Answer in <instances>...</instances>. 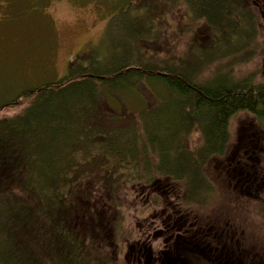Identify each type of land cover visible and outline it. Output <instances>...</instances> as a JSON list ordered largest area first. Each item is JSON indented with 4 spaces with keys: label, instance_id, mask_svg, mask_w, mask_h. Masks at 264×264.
Listing matches in <instances>:
<instances>
[{
    "label": "trees",
    "instance_id": "obj_1",
    "mask_svg": "<svg viewBox=\"0 0 264 264\" xmlns=\"http://www.w3.org/2000/svg\"><path fill=\"white\" fill-rule=\"evenodd\" d=\"M233 1L199 0L197 5L195 0L192 4L191 0H168L169 6H178L184 13L202 16L200 18L208 21L228 4L229 12L240 9L239 21L227 16L223 27L214 28V31L203 22L185 23L187 27L170 32L175 42H170L165 30L156 29L161 34L158 38L147 28L142 29L137 21L135 29H141L145 35L142 46L132 50L138 57L129 56L128 61L101 72L95 71L91 64L74 68L72 62L57 82L40 89L24 90L13 102L0 107V115L12 107L23 109L14 117L0 119V247L3 250L0 264H93L91 258L95 257L96 262L101 259V245L91 239L93 228L97 227V217L94 221L90 216L88 209L94 211L91 201L84 198V191L80 193V186L96 173L102 179L112 174L113 178L124 177L126 185L128 182L137 183L130 178H144L145 186L156 177L179 183L185 181L187 175L190 181L186 179V187L189 188L191 182L195 184V190H186L181 201L183 207L198 204L188 201L186 196L206 195L209 184L204 174L208 175V166L216 159L227 161L225 148L229 140L230 119L238 113H251L260 119L264 117V84L255 83L254 75L234 82L228 78L229 74H219L221 66L215 67L210 80H201L196 75L201 61H209L207 64L212 65L219 61L217 57H221L226 62L248 48L251 37L257 35L241 1ZM144 7L145 0L135 10L142 11ZM154 15L155 12H149L151 19ZM208 28L216 39L202 45L192 56L189 54L193 51L186 41V49L174 56L170 48L173 44L180 45L183 37L189 38V35L192 38L202 32L208 33ZM243 33H249L250 37H244ZM157 42L158 45H150ZM233 45H237L236 48L232 49ZM144 60L151 62L144 64ZM235 63L237 61L230 63L229 73ZM68 84H76L69 94L70 99L87 90V98L93 96L91 100L103 105L102 123H96L100 115L94 112V102H82L80 109L71 107L63 111V95ZM153 84L165 89V96L159 99L160 110L155 102L145 104L143 118L139 114L126 113L122 106L118 114L109 108L108 102H117L115 98L124 92L139 96L144 91L150 99L155 98L149 93L154 92ZM59 91L61 94L57 93ZM25 102L27 104L23 107ZM74 112L87 116L77 117L71 124ZM107 121L123 124V133L122 130L109 129ZM95 123L96 130L93 128ZM61 126H69L73 131H62ZM192 133L200 135L198 146L193 142L190 144L189 135ZM44 135L53 138L48 142ZM136 135H139L137 140ZM32 136L38 141L37 148L42 153H29ZM142 139L144 142L140 144ZM145 149L150 150V154ZM99 161L106 165L110 163L109 168ZM107 185L113 187L108 181L104 183ZM109 186L105 188L111 189ZM98 191H92L94 201L99 196ZM76 212L80 213V219ZM86 221L89 225L85 230L90 233L83 229ZM75 232L88 237L89 246L77 243ZM202 243L204 245L193 241L190 245H198L199 250L209 254L205 259H215L217 264H238L235 246L232 253L228 246H220L215 240ZM180 256L190 260L191 264H204L196 253ZM229 260L232 263H228Z\"/></svg>",
    "mask_w": 264,
    "mask_h": 264
},
{
    "label": "rangeland",
    "instance_id": "obj_2",
    "mask_svg": "<svg viewBox=\"0 0 264 264\" xmlns=\"http://www.w3.org/2000/svg\"><path fill=\"white\" fill-rule=\"evenodd\" d=\"M167 1L145 0V10L138 11L135 8L143 0L140 2L137 0H0V107L13 102L24 90L40 89L51 82H57L66 74L72 62L71 66L74 68L86 67L91 64L95 71L101 72L128 61L129 56L138 57L132 50L142 46L145 35L142 34L141 29H135L137 21L140 22L142 29L147 28L149 32H154L158 38L161 34L156 29L165 30L170 42H175V37L174 35L170 36V32L177 28H183V26L187 27L185 23L203 22L214 31V28L223 27L227 16L239 21L240 9L237 8L229 12L228 4L224 10L222 6V9L217 11V15L209 20L212 25L207 18L193 17L191 13H184L178 6L176 8L173 5L169 6ZM193 2L194 0H191V4ZM195 2L197 5L199 4V0H195ZM233 2L236 3V0ZM169 11L171 12L169 13ZM149 12H155L152 19ZM229 18L227 20H230ZM208 32L209 35L214 36L210 29ZM202 33L193 35L192 38L190 35L189 38L183 37L180 45L173 44L170 48L174 52V56L186 49V41L189 42L188 48L191 47V52L193 51L189 54L192 56L195 50L197 51L204 45ZM256 33L257 40L246 50L238 53L236 57H231L226 62L221 60V57H217L219 61L212 65L207 64L209 61L204 63L201 61L196 68L197 77L201 80L203 78L210 80L215 67L221 66L218 70L219 74H229L228 78L234 82L246 79L251 75L255 76V83L264 82V68L262 67L264 61L261 58H252V53H250L251 48L257 47V43H262L259 36H263L264 31L258 29ZM222 34L230 37L228 33L222 32ZM243 34L244 37H250L249 33ZM199 36L201 39L198 38ZM150 38L153 41L156 40L153 37ZM137 39L140 41L137 42ZM158 44L159 42L150 43L152 46ZM236 46L233 45L232 49ZM256 52H260V50L253 53ZM132 61L134 62V60L130 62ZM232 61H237V63L232 68V73H229ZM143 62L145 64L151 61L144 60ZM140 64L142 63L140 62ZM222 68L224 69L222 70ZM75 85L65 86L64 105L61 106L63 111L71 107L80 109L82 102H94V112H99L100 115L99 119H96V123H102L104 120L103 105L91 100L93 96L87 98V90H82L80 95L70 99L69 94L74 90L72 87ZM153 86H155L154 92H149L155 95L153 99H150L144 91L142 94H138L143 97L142 100L136 94L124 92L119 95V98H115L117 102H108V106L112 107L113 109H111L116 114L122 110L120 108L122 106L126 113L139 114L140 117H143L142 107L144 108L145 104L151 105L152 102L153 105L155 102V106L160 110L159 99L165 96V89L158 84H153ZM57 93L61 94V91ZM25 104L27 102L22 106L24 107ZM20 108L12 107L10 110H6L0 115V119H9L18 115L23 110ZM73 115L74 120L71 121V124L75 123L77 117L87 116V114L78 112H74ZM245 119L252 122L255 132L262 134L253 118L245 113H238L230 119L229 153H226L225 156L230 160L225 163L223 159H216L210 163L208 175L204 174L209 184L205 196H186L188 201L198 204L190 203L187 207H183L181 204L186 190L189 188V192L195 190L194 183L190 182L189 188L186 187V179L188 182L190 181L187 175L185 181L179 183L156 177L147 186H145L144 178H130V181L137 183L128 182L126 185V178L118 176L113 178V174L109 175L111 181H109V176L104 179L97 177V173L90 176L89 180L80 186L82 188L80 193L84 191V198L91 201L90 205L94 211L88 209L90 216L94 221V217H97L95 224L97 227L93 228L91 239L101 245L99 251L101 259L96 262L93 257L90 259L91 262L93 264H185L183 261L186 259L183 256L174 257L178 259L176 263L171 261L173 253L190 240L193 232V228L185 222L179 227L173 225L175 215L179 213L184 215L185 219L187 216H195L201 224L205 225L203 229L214 228L204 233L202 242L215 240L220 246L226 244L231 249L229 252H232V247L237 244L235 241H238L233 236H237L240 231H243L250 242L257 241L256 244L264 245V206L262 208L260 202H255L254 199L248 197V193L236 189L231 177L234 168L233 160L236 159L232 145L235 143L236 129L240 121ZM96 123L93 126L95 130L98 128ZM107 123L109 129L122 130L123 133L125 127L123 124H113L109 121ZM57 124L53 123L58 126ZM260 125L264 130V121ZM61 130L68 133L73 131V128L61 126ZM44 136L48 142L53 138L51 135ZM199 137L198 133L190 134V144L193 142L195 146H198L200 144ZM138 138L139 135H136L135 139ZM143 142L142 139L140 144ZM29 145L32 149L29 153L43 152L37 148L39 143L34 136H32ZM146 151L150 154V150ZM153 162H156L155 158H153ZM99 163L106 166L107 169L109 168L110 163L108 165L104 161H99ZM39 164L42 165V163ZM224 168L229 169L225 174ZM156 180H159L157 185L154 184ZM107 181L113 184V187L107 185L111 189L105 188L107 186H104V183L107 184ZM184 183L185 186H183ZM164 184L169 187L162 186ZM92 191L94 193L98 191L99 196L96 201L92 197ZM255 196L256 193H254ZM76 201L78 204L81 202L78 199ZM86 204L88 203L86 202ZM79 206L82 207L81 204ZM76 214L80 219V213L76 212ZM169 216L171 217L168 221ZM77 224L80 225V221ZM88 225L89 223L86 221L83 229L85 230ZM85 231L90 233L88 230ZM74 236L77 243L89 246L88 237L76 232ZM224 252L226 253V251ZM2 253L3 250L0 247V254ZM198 255L200 256V254ZM201 259L204 264H217L215 259ZM228 263H232V260H229ZM187 264H191V262L187 261Z\"/></svg>",
    "mask_w": 264,
    "mask_h": 264
},
{
    "label": "flooded vegetation",
    "instance_id": "obj_3",
    "mask_svg": "<svg viewBox=\"0 0 264 264\" xmlns=\"http://www.w3.org/2000/svg\"><path fill=\"white\" fill-rule=\"evenodd\" d=\"M242 7L249 13L250 15V22L255 27L254 30L257 32L258 29L260 31H264V0H240ZM209 29V28H208ZM261 36V37H260ZM259 38L261 39L262 43H257V47H253L250 49V53H252V58H261L264 61V34L263 36L260 35ZM204 45H208L211 40L216 39V36H211L208 33H204L202 35ZM251 41V45L255 40H257L258 36L254 35ZM247 47L245 48V50ZM253 53L255 51H259ZM264 68V65H262ZM253 76V75H251ZM264 77V74H263ZM264 84V82H262ZM248 116H251L255 121L262 132L259 134L253 130L252 122H248L246 119L240 121L235 133L234 141L235 143L232 145V151L236 154V159H234V168H233V181L235 184L236 189L240 192L248 193V197L254 199L255 202H260L262 208L264 206V130L261 127V122L264 121L263 118L256 117L251 113H245ZM229 143L230 137L228 140V144L225 148V153H229ZM227 161H224L227 163ZM250 162L249 164L247 162ZM210 167V165L208 166ZM229 170L224 168V174L226 171ZM254 193L256 196L254 197ZM168 217V221L170 220ZM188 224L191 228H193V232L191 234L190 240L182 247L174 252L175 257L180 256L181 254L185 255L188 253H194L198 245H190L191 242L195 241L197 243L202 242V238L204 233L207 231H211L214 228H207L204 224H201L195 216H187L185 219L184 215L181 213L175 215L173 220V225L175 227H179L181 225ZM234 239H238L235 241V259L237 260L238 264H248L249 262H253L254 264H264V245L263 244H256L255 242H250L247 235L240 231L239 235L233 236ZM223 246H226L224 244ZM230 248V247H229ZM200 253L203 250H198ZM173 263L178 261L177 258L171 260Z\"/></svg>",
    "mask_w": 264,
    "mask_h": 264
}]
</instances>
